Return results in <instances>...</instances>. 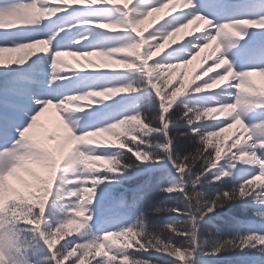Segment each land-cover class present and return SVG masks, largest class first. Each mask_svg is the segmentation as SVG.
Returning <instances> with one entry per match:
<instances>
[{
  "label": "snow or ice",
  "instance_id": "obj_1",
  "mask_svg": "<svg viewBox=\"0 0 264 264\" xmlns=\"http://www.w3.org/2000/svg\"><path fill=\"white\" fill-rule=\"evenodd\" d=\"M243 2L0 0V264H186L194 259L193 249L150 236L143 226L118 224L103 212L105 200L118 203L110 187L94 202L98 186L126 166L121 154L147 162L184 153L174 165L178 173L199 162L202 171L196 181L210 176L212 183L226 187L189 218L190 228L198 230L203 215L237 200L246 213L264 217V183L258 189L246 187L264 180V88L253 79L264 77V38L245 40L250 29L264 35V11L238 17L234 8ZM259 3L264 8V0ZM156 13L166 18L145 36L141 26ZM190 26L199 34L174 43ZM166 43L170 47L161 54ZM210 46L201 61L212 60L203 72L207 79L197 72L185 83L180 72L179 86L167 91L176 70L192 64ZM23 49L31 50L30 59L5 62L3 53ZM65 55L83 58L86 66L70 70L61 60ZM49 106L57 109L62 125L58 149L37 138ZM177 109L183 110L182 119L196 140L194 151L170 131ZM212 112L225 118L205 119ZM231 129L241 133L229 146L236 153L222 157V142L215 138ZM101 133L111 134L118 144L98 148L87 142ZM153 136L164 142L154 144ZM56 138L49 135L47 140ZM157 148L160 154L154 157ZM96 161L112 166L96 170ZM25 177L40 180L41 196L33 198L14 183L29 189ZM170 210L182 214L179 208ZM72 226L84 230L57 247ZM169 230L190 235L171 226ZM113 236L129 237L130 242L111 248ZM257 244L264 246V233L232 242L241 252Z\"/></svg>",
  "mask_w": 264,
  "mask_h": 264
},
{
  "label": "trees",
  "instance_id": "obj_2",
  "mask_svg": "<svg viewBox=\"0 0 264 264\" xmlns=\"http://www.w3.org/2000/svg\"><path fill=\"white\" fill-rule=\"evenodd\" d=\"M156 111L158 112L157 108ZM182 111V109L176 110L170 131L174 137L180 134V143L187 145L190 151H194L197 146L196 140L188 132L187 125L181 116ZM151 118L155 119V116L152 115ZM152 140L154 144L157 141L164 142L162 136H153ZM159 154L158 148L152 153L154 157ZM225 154L228 155V152L223 151L222 157ZM182 156H186V154H177L174 159L169 153L166 158L160 159L166 162L167 166L161 171L150 172L149 166L152 162H157L156 159L140 162L131 154L128 156L122 154L120 159L126 161V166L119 172L118 177L110 176L109 181L98 186L94 201L99 200L100 193L105 187H110L112 196L115 197L123 191L122 188L147 186L148 194L133 205L129 200L125 206L112 205V210L117 209L119 214L124 216V225L143 226L150 236L171 241L185 249H193L195 264H204L203 260H211L213 264H261V261L264 260V257L261 256L264 246L257 244L256 247L250 246L242 252L238 247L232 246V242L239 243L249 233H264V217L254 218L251 213H246L240 200L203 215L198 221V230L189 227V218L200 213L204 204L222 194L226 187L222 184H212L209 179L196 181L195 177L202 171L199 162L190 167L187 172L180 173L178 178L175 177L174 173L177 171L174 165ZM142 163L144 166L141 165ZM171 186H182L184 192L169 193L165 191ZM259 186L256 183L246 185L249 190L258 189ZM172 208L181 209L182 214L177 215L176 212L170 210ZM141 219L142 225L139 223ZM169 226L181 232L187 231L190 235L188 237L175 235L169 230ZM83 230H77L76 226H72L69 235L62 236L56 246L58 247L64 239H70L72 235H79ZM217 248H220L221 251L215 256H211L214 255L212 253ZM142 255L151 256L153 254L143 253ZM96 258L99 257H90L89 259ZM171 264H178V262L172 261ZM186 264H191V262L188 261Z\"/></svg>",
  "mask_w": 264,
  "mask_h": 264
},
{
  "label": "rangeland",
  "instance_id": "obj_3",
  "mask_svg": "<svg viewBox=\"0 0 264 264\" xmlns=\"http://www.w3.org/2000/svg\"><path fill=\"white\" fill-rule=\"evenodd\" d=\"M163 18H166L164 16V13H156V14H154V18L150 22L148 20L145 21V24L141 26L143 29H145V32H144L145 36L147 35L148 31H152V30H154V28L158 27L159 23L163 22ZM155 21H156V23L153 26H151V23H153ZM192 28H194V26H190V28L188 30H185L184 33L180 34L175 39L174 43L175 42H180L183 39L191 38V35L199 34V31L192 32ZM202 30L203 29H201L200 31H202ZM247 35H253L254 37L256 36L255 39H257L260 36H262V35L257 36V32L255 31V29L252 30V34L249 32V33H247ZM168 47H170V45H168L166 43L165 44V49H168ZM163 51L164 50L161 51V54H163ZM211 51H212V48L210 46L208 49L205 50V53H202L201 57H198L195 61H193L192 64L186 66V68L177 69L176 70L177 71V76L173 77L172 85H170L169 88L166 89V90L167 91H171V90H174V88L179 86L178 85V78H179L178 74L180 72H184L185 73V83H187V81L191 79L192 75L196 74L197 72H199L201 74V79H207V76L203 75V72L206 69H208L209 67H211L212 60L209 59L207 61H204L203 63H201V61L203 59V56L208 54V53H210ZM6 55H4V53H3V56H5V62L6 63H10L11 61L16 60L15 56L6 57ZM28 55H30V54H28ZM157 58H159V56H156L153 59H157ZM91 59H96V58L93 57ZM61 60L66 62L67 64L71 65V69L70 70H79L80 66L82 64H84L86 66L85 60L83 58H81V57H74V56H71V55H65V56H63L61 58ZM71 61H72V63H71ZM150 63H151V61H150ZM216 71H220V69H217ZM214 74H215L214 72H209L208 73V75H214ZM253 79L255 80L257 85H259L261 88H264V77L255 76ZM196 82L199 83L200 81L197 80ZM221 86H223V85H221ZM88 103H90V102L88 101ZM213 117L215 119H217V120L225 118L223 116L217 115L215 112H212L207 117H205V119H212ZM48 119H49V121H48ZM40 124H42L43 127L42 128H38L36 130L37 138L44 140L46 143H49L51 146L56 147L58 149V146L60 144H62V139L60 138L61 133H59L60 130H61V125H60L61 123H60L59 113L56 112V109L53 106H49L47 112L41 118ZM49 135H53V136L56 135L57 141H56V139L54 141L51 140L52 142L47 140V137ZM240 137H241V133L240 132L236 131V129H231V130H228V131L224 132L221 135V137L215 138V141L217 143L222 142L221 143L222 152L223 151H227L228 155H233V154L236 153V149L235 148H231L230 149L229 146L235 140L240 139ZM87 142H90L93 146H97L98 148L99 147H109V146H114V145L118 144V142L115 140V137H113L109 133H101L98 136L90 137L89 141H87ZM221 162H222V160H221ZM237 163L239 164V163H242V162L238 161ZM110 166H112L111 162H108V161H96V162H93V167L96 170H105V169H107ZM252 166L253 165H248V167H252ZM34 167H36L38 171H42V169L40 168L39 165H35ZM122 170H120V171H122ZM119 172H117L116 174H119ZM206 177H210V176H205L204 178H206ZM25 179L29 180V182L31 183L30 185H28L29 189H26L24 187V185L22 183L18 182V181L14 182V183H16L17 186L19 188H21L22 191H30L29 194L33 198H38L39 196H41L42 195V184H41L40 180H35V179L31 180V178H29V177H25ZM255 181L260 183V184L264 183V180H254L253 183H255ZM249 185H251V184H249ZM125 242H130V238L129 237L113 236V237L109 238V242L108 243H109L111 248L122 249L124 247V245H125ZM215 255L216 254L211 255V256H215Z\"/></svg>",
  "mask_w": 264,
  "mask_h": 264
},
{
  "label": "bare ground",
  "instance_id": "obj_4",
  "mask_svg": "<svg viewBox=\"0 0 264 264\" xmlns=\"http://www.w3.org/2000/svg\"><path fill=\"white\" fill-rule=\"evenodd\" d=\"M5 57V56H4ZM54 107V106H53ZM55 108V107H54ZM56 109V108H55ZM57 110V109H56ZM58 112V111H57ZM48 121H49V119H48ZM242 165V164H241Z\"/></svg>",
  "mask_w": 264,
  "mask_h": 264
}]
</instances>
